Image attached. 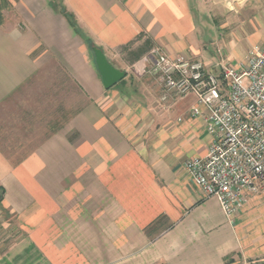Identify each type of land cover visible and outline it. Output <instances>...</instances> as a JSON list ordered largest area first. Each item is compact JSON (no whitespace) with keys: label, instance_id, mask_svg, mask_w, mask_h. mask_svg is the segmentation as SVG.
<instances>
[{"label":"crops","instance_id":"1","mask_svg":"<svg viewBox=\"0 0 264 264\" xmlns=\"http://www.w3.org/2000/svg\"><path fill=\"white\" fill-rule=\"evenodd\" d=\"M7 1L0 211L21 236L0 234V264L264 261V192L232 218L205 196L184 168L212 142L197 99L163 101L146 71L155 49L206 61L199 0H60L78 31L51 0ZM87 41L123 82L104 89Z\"/></svg>","mask_w":264,"mask_h":264},{"label":"built area","instance_id":"2","mask_svg":"<svg viewBox=\"0 0 264 264\" xmlns=\"http://www.w3.org/2000/svg\"><path fill=\"white\" fill-rule=\"evenodd\" d=\"M246 61L242 70L221 63L211 71L160 49L144 59L147 73L161 83L163 101L196 97L190 115L205 119L212 142L206 156L186 161L184 168L229 218L264 192V47L252 49Z\"/></svg>","mask_w":264,"mask_h":264},{"label":"rangeland","instance_id":"3","mask_svg":"<svg viewBox=\"0 0 264 264\" xmlns=\"http://www.w3.org/2000/svg\"><path fill=\"white\" fill-rule=\"evenodd\" d=\"M197 7L199 37L205 42L206 61L198 58L186 61L202 62L211 71L218 70L221 63L237 70L245 69L248 53L256 47H264V0H199ZM7 13L9 11L4 12ZM0 191L5 194L1 186ZM19 231L16 218L0 211V234L7 233L2 238L5 248L15 244L21 236ZM251 264H264V261Z\"/></svg>","mask_w":264,"mask_h":264},{"label":"water","instance_id":"4","mask_svg":"<svg viewBox=\"0 0 264 264\" xmlns=\"http://www.w3.org/2000/svg\"><path fill=\"white\" fill-rule=\"evenodd\" d=\"M92 51L94 53L96 67L105 90L108 91L112 89L127 77V72L122 71L111 64L101 49L93 47Z\"/></svg>","mask_w":264,"mask_h":264},{"label":"trees","instance_id":"5","mask_svg":"<svg viewBox=\"0 0 264 264\" xmlns=\"http://www.w3.org/2000/svg\"><path fill=\"white\" fill-rule=\"evenodd\" d=\"M51 4H52V6L55 9L60 11V13L68 20V22L71 24V26L75 30L78 31L77 21L75 19V16L67 11V9L63 6L62 2L60 0H51ZM10 10H11L10 3L7 0H0V27L5 22V14H4V12L5 11H10ZM87 43H88V45H89V47H90V49L92 51V48L94 47V45L90 41H87ZM92 53H93V51H92ZM93 55H94V53H93ZM0 195H1V198H0V202H1L2 199H3L4 192L0 191Z\"/></svg>","mask_w":264,"mask_h":264}]
</instances>
